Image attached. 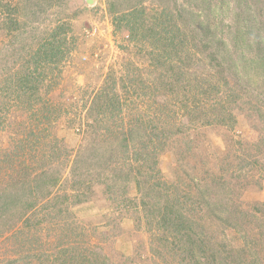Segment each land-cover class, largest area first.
<instances>
[{
    "label": "rangeland",
    "instance_id": "374dc122",
    "mask_svg": "<svg viewBox=\"0 0 264 264\" xmlns=\"http://www.w3.org/2000/svg\"><path fill=\"white\" fill-rule=\"evenodd\" d=\"M0 264H264V0H0Z\"/></svg>",
    "mask_w": 264,
    "mask_h": 264
},
{
    "label": "trees",
    "instance_id": "16d2710c",
    "mask_svg": "<svg viewBox=\"0 0 264 264\" xmlns=\"http://www.w3.org/2000/svg\"><path fill=\"white\" fill-rule=\"evenodd\" d=\"M49 57L50 55L45 53V57L33 58L32 61L36 63V66L34 67L32 65L31 59H28L23 63V65L27 67L26 72L19 78V80H17L18 84L22 86L23 95H26L29 92L30 88L36 86V83L42 80V78L44 77V72L42 74L39 70V67H41V65L48 59L51 60V57ZM25 142L26 140H24L22 143L24 144Z\"/></svg>",
    "mask_w": 264,
    "mask_h": 264
}]
</instances>
